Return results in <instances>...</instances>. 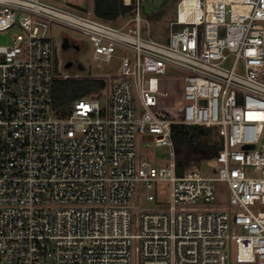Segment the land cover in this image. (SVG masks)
<instances>
[{
  "label": "built area",
  "instance_id": "obj_1",
  "mask_svg": "<svg viewBox=\"0 0 264 264\" xmlns=\"http://www.w3.org/2000/svg\"><path fill=\"white\" fill-rule=\"evenodd\" d=\"M122 1L135 27L91 8L0 0V32L17 29L0 44V264H131L133 254L136 264H264V0H165L175 3L165 41L141 36L142 0ZM51 22L85 34L92 62L109 68L61 70ZM82 77L104 85L57 113L53 81ZM166 79L177 87L161 89ZM170 95L181 101L159 107ZM185 125L217 126L210 174L198 163L177 171ZM138 134L167 154L140 157ZM216 181L225 205L212 204ZM136 182L161 206L136 212L133 233Z\"/></svg>",
  "mask_w": 264,
  "mask_h": 264
},
{
  "label": "rangeland",
  "instance_id": "obj_2",
  "mask_svg": "<svg viewBox=\"0 0 264 264\" xmlns=\"http://www.w3.org/2000/svg\"><path fill=\"white\" fill-rule=\"evenodd\" d=\"M44 3L56 6L57 8H63L66 10H73V11H80L81 7L84 8H91L92 7V0H40ZM142 8L140 15L142 17L140 23H139V30L140 34L143 37H151L157 41H165L168 36L169 32V21L174 19L175 13H174V7L175 3L172 5H163L162 7V15L159 17L154 16L153 10H152V0H142L141 2ZM166 6V7H165ZM155 11H157L155 9ZM132 14H125L120 15L117 17L116 20H113L112 24L114 25H121L125 21H128L125 28L128 27H135L136 23L132 19ZM50 29L51 32L55 35L57 42L59 44L57 49V57L59 61V67L61 70L65 71H73L75 67H65V60L68 58L71 59H77L80 61L83 65L82 72L84 73H90L94 74L99 72H104L109 68V65H105L104 63L99 64L98 66L92 62L91 60V53H92V46L90 44V41L88 37L79 32L78 30H75L71 27L65 26L60 23L51 22L50 23ZM17 30L16 28L8 29L4 32H0V44H5L8 42V35L12 32ZM63 37H67L70 41L73 43H80L83 45V47L77 51V53H72L70 50H66L61 47V42ZM74 54V55H73ZM112 66V65H110ZM60 71V70H59ZM163 76V75H161ZM167 76V75H165ZM177 87V82L172 81L170 79L164 80V82L160 83L161 89H168L172 90ZM103 102V99H101ZM181 101L180 95H170L167 97H159L158 99V106L163 108H169L176 104H178ZM143 145V144H142ZM140 144L139 140V134L137 135V152L140 157H146L149 160H151L152 163L156 162V159L158 157H164L167 152L168 148L166 146H158L152 148H146ZM198 165L200 166L202 172L204 174H210V169L208 168L205 160H201ZM161 184V183H159ZM216 193H215V199L212 201V204L214 206H221L228 203V191H227V185L223 181H216ZM149 192L147 188L141 183L136 182L134 185V190L132 192V196L130 198V204L132 207V222H131V231L133 233H138L139 230L135 226V216L136 212L139 211H149L151 209L160 207L161 205L156 204L155 201H149L146 199V195ZM138 245L137 240L132 241V251L134 253V248ZM131 264H136V256L133 254Z\"/></svg>",
  "mask_w": 264,
  "mask_h": 264
},
{
  "label": "trees",
  "instance_id": "obj_3",
  "mask_svg": "<svg viewBox=\"0 0 264 264\" xmlns=\"http://www.w3.org/2000/svg\"><path fill=\"white\" fill-rule=\"evenodd\" d=\"M132 4L122 0H92L93 13L104 20L112 21L129 12ZM86 8L81 7V10ZM154 16H161L162 10L154 11ZM101 78H57L53 81L52 106L57 113L64 114L71 101L95 93L102 88ZM176 169L180 172L188 164L199 163L213 157L222 144V136L217 126L185 125L177 126L174 134Z\"/></svg>",
  "mask_w": 264,
  "mask_h": 264
},
{
  "label": "flooded vegetation",
  "instance_id": "obj_4",
  "mask_svg": "<svg viewBox=\"0 0 264 264\" xmlns=\"http://www.w3.org/2000/svg\"><path fill=\"white\" fill-rule=\"evenodd\" d=\"M83 47L82 44L80 43H73L72 41H68L67 44H66V47L64 49L66 50H70L72 53H77L78 50H80L81 48ZM73 54V55H74ZM65 62H69L70 63V66L69 67H77V65L80 63L82 64L80 61H78L76 58L75 59H71V58H68L65 60Z\"/></svg>",
  "mask_w": 264,
  "mask_h": 264
},
{
  "label": "water",
  "instance_id": "obj_5",
  "mask_svg": "<svg viewBox=\"0 0 264 264\" xmlns=\"http://www.w3.org/2000/svg\"><path fill=\"white\" fill-rule=\"evenodd\" d=\"M165 0H152V7L153 8H160ZM67 44L66 38L63 39V43H62V48H65ZM65 67H69L70 63L69 62H65L64 64ZM77 69L81 70L83 69V65L82 64H78L77 65Z\"/></svg>",
  "mask_w": 264,
  "mask_h": 264
},
{
  "label": "bare ground",
  "instance_id": "obj_6",
  "mask_svg": "<svg viewBox=\"0 0 264 264\" xmlns=\"http://www.w3.org/2000/svg\"><path fill=\"white\" fill-rule=\"evenodd\" d=\"M185 4L188 6V3L187 2H185ZM192 14H193V10L192 9H190L189 11H187V15H192ZM184 16H185V18H189L186 15H184Z\"/></svg>",
  "mask_w": 264,
  "mask_h": 264
}]
</instances>
